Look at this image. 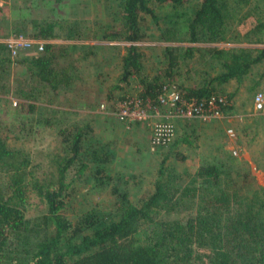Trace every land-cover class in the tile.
I'll list each match as a JSON object with an SVG mask.
<instances>
[{"label": "trees", "instance_id": "16d2710c", "mask_svg": "<svg viewBox=\"0 0 264 264\" xmlns=\"http://www.w3.org/2000/svg\"><path fill=\"white\" fill-rule=\"evenodd\" d=\"M233 1L101 0L103 17L110 20L107 24L104 19L57 23L35 12L32 15L47 5L44 0L36 4L31 0L33 7L15 0L12 16L0 7V26L7 27L4 35L0 32L2 38L14 34L84 40L46 42L41 50L33 46L13 58L0 41V94L11 93L8 81L15 70L13 93L18 102L11 107L13 124L0 121V264H264V186L254 187L248 161L240 160L225 144L210 152L194 172L187 166L182 172L168 161L180 141L194 146L197 135L188 132L193 129L190 119L179 120L181 129L176 125L177 137L165 146L169 151L151 192L140 202L132 200L127 189L120 192L114 185L117 198L111 211L89 209L73 218L68 215L71 169L77 176L86 175L87 181L100 172L101 177L95 178L102 184L112 179L103 143H94L88 124L71 120L73 103L89 97L84 71L93 64L94 49L102 47L85 41L130 42L121 56L115 84L94 88L103 97L95 100L94 96L89 103L98 105L100 100L99 105L104 103L111 110L123 90L138 89L141 95L156 99L164 85L175 83L185 97H225V102L218 103L226 116H233L239 113L235 95L225 93V85L234 80L240 87L250 79L248 88L253 91L263 83L264 75L252 72L259 65L264 67V47L161 45L162 65L150 73L144 61L146 49L135 43L150 37L164 42L241 41L234 26L251 12L235 23L241 3L248 0ZM258 21L243 40L263 42L259 34H263L264 20ZM148 48L158 50L154 45ZM194 57L206 65L197 68L200 74L188 66ZM187 78L193 86L185 87ZM253 123L258 127L252 120L242 130L249 133ZM47 130L58 138L49 154L19 145L22 135L34 138Z\"/></svg>", "mask_w": 264, "mask_h": 264}, {"label": "rangeland", "instance_id": "374dc122", "mask_svg": "<svg viewBox=\"0 0 264 264\" xmlns=\"http://www.w3.org/2000/svg\"><path fill=\"white\" fill-rule=\"evenodd\" d=\"M26 5L31 6V0H23ZM77 3L80 1V4L82 0H75ZM98 1V0H96ZM186 3H193L198 0H185ZM60 2V1H59ZM58 0H44L45 4H42L40 8H37L39 10H34L32 11V15L35 12L34 15H38L40 17H45L47 19H51V17L55 20L58 21V18H65V17H60L58 15L61 14V12L66 13V5L65 2H60ZM235 0L233 1V3ZM67 3V2H66ZM101 3V0H100ZM36 4V2H35ZM62 4V5H61ZM4 5V4H3ZM2 5V6H3ZM77 5V4H75ZM96 5V12L97 8L100 6V4H95ZM259 5V7L257 6ZM242 9L238 13H236L235 17V23L238 21L239 17H244V14L250 10L251 15H249L246 19H244L242 22L237 23L236 29L239 32V37L241 41H230V42H220V43H190L186 42L184 40H178V41H172V42H164L160 41L157 39H154L153 37L146 38L141 41H136V44H139L143 49H146V54L144 57V61L146 62L147 69L149 70L150 73H153L157 68L158 65H162V60L159 58V54L161 53L160 47L161 45H180V46H187V45H197V46H210V45H217L218 47H224L228 48L231 46H252V47H264V31L263 34H259V37L263 39V42H249L248 40H243L242 37L244 35L252 30L253 28H256L259 25L260 20H264V0H248L247 3H241ZM1 7V6H0ZM51 9H50V8ZM52 7H54V10H52ZM5 8V13L7 10V6H4ZM58 8H59V13H58ZM80 14L79 13H74V15H80L81 16V7H79ZM104 12V11H103ZM70 13H67V15ZM94 15V13L92 12ZM54 15V16H53ZM62 15V14H61ZM187 16V15H186ZM184 16V17H186ZM262 16V17H261ZM95 17V16H94ZM183 17V18H184ZM99 21H102L104 17H97ZM95 18V19H97ZM84 20V19H82ZM184 20V19H183ZM106 24L109 23L110 20H103ZM145 24H147V21H144ZM183 27V22L181 23V28ZM7 31V27L5 25L0 26V32L3 34ZM4 35V34H3ZM9 36V35H8ZM183 36V34L181 35ZM4 37V36H3ZM6 38V37H4ZM3 38V39H4ZM238 39V40H240ZM256 39V38H255ZM0 40H2V37L0 36ZM97 41H100L104 43L102 47H99L97 50H95V57L93 59L100 61L102 57L106 56V54L111 51V49H108V47H112L109 45L110 41H120V40H112V39H99ZM122 42H125L121 40ZM117 43V42H116ZM130 44V42H128ZM122 44V43H121ZM154 45L158 48L156 52H152L151 49L148 47ZM120 51L122 52L123 46H119ZM119 57L121 58L122 54H118ZM196 56H198V52L195 53ZM113 58L109 64H101V62H92L93 64L90 65L89 70H85V86L86 90L85 93H88L87 95L89 96L88 98L92 101L94 96H96V100L98 97H103V96H97L98 91L94 88H98L99 85L102 87H109V85L115 84L117 81V78L119 76V72L121 70V63H120V58ZM188 66L193 67L196 69V74H200L199 70L197 68H203L206 65L203 64H198V58L194 57L191 58L188 62ZM213 71V69H210ZM264 71L263 65H259L255 71L252 72L254 75H264L262 72ZM88 73V74H87ZM195 74V73H194ZM15 78H16V71L12 70V74L9 77V85L8 87H11V93L10 94H0V121H3L8 125L9 123L13 124V111L14 109L11 107H17V100L14 97L13 93V87L15 86ZM197 79V77L195 78ZM260 80L264 81V77ZM83 82V84H84ZM193 80H189L187 78V83L185 87H190L192 85ZM196 83L199 84V80L195 81ZM252 82V80L248 79L247 81L243 82L240 87L239 84L231 80L227 85H225V93H232L234 92V100L237 103V110L239 113H236L233 116H227L225 119H230L232 121H235L237 124L228 127L227 123L224 121L223 124H218L217 128L219 129L220 137L222 139L223 144L225 146H230V150L234 149V155H237L240 157V160L243 161H248L251 170H252V176H253V185L254 187L257 186H264V126H262V122L264 125V117L260 115H255L253 114V109L251 108V100L254 95V93L259 90V89H264V82L261 83L260 85L256 86L253 91L249 90V85ZM86 83L90 86L87 87ZM201 86V85H200ZM126 90H123L122 92L117 93L118 95H121L125 92ZM16 101V104L14 103ZM100 100H98V105ZM12 102V105H11ZM101 104L99 105V109L103 110L101 107ZM103 111H108V108L106 107L105 110ZM74 117L71 115V120ZM252 120L256 121V125L253 123L252 125L249 126V131L247 130L246 133L244 132L241 128L239 127L238 124H243L247 122L251 123ZM214 122V120H213ZM212 122V123H213ZM259 122V123H257ZM12 124L10 126H12ZM99 124L96 122L94 125ZM143 126V125H142ZM226 127V133L227 129L232 127L236 131V139L230 135V136H225L226 133L224 131ZM140 130H135L133 135L139 133ZM93 132H96V129L93 130ZM144 135H147V129L146 127H142V130L140 131ZM11 133V132H10ZM256 134L255 139L252 138L253 134ZM12 135L14 134V131L11 133ZM24 134V133H22ZM25 135V134H24ZM22 135V138L19 140V145H22L29 151H32L34 153L36 152H42V155L49 154L52 152V150L55 149V146L57 145V135L55 133H52V131L47 130L40 132L37 136L34 138L30 137L29 135L24 136ZM132 135V134H131ZM90 137H93L95 139L94 143L97 142H102L100 137H94L93 134L89 135ZM224 136V137H223ZM27 137V138H26ZM252 139V140H250ZM131 140V139H130ZM239 140V141H238ZM144 142V140H141ZM194 141V140H193ZM137 142V139H134L131 144L129 149H133L132 156L127 159L125 157H122L123 160L117 161L116 159H110L109 162H107V167L110 168L109 174L112 179L110 182H105L102 184L100 181H97L96 178H100L102 173H97L95 177H93L91 180L87 181L85 178L86 175L81 174V175H75L74 170L71 169V172H68L67 174V180L71 181L72 180V188L70 189V195L69 197V203H68V215L73 218V216L77 215L79 212L81 213L83 210H89V209H100L103 211L106 210H112L113 206L115 205V201L117 198V194L113 193V187L114 185H118L120 192L124 189H127L130 191L131 194V199L134 201H141L142 197L147 196L149 192H151V189L153 187V182L155 181V178L158 176V168L160 164L163 161V158L166 153H168V147L158 149L156 151H151L148 156H145L146 154V149H144V154L138 153L137 154V145L135 144ZM103 143V142H102ZM150 143V142H149ZM222 146V145H221ZM143 147L148 148L147 144H143ZM179 144L174 147V152L170 154L169 162L176 165L180 171H184L186 169L185 166H187L189 169V172H194L199 165L204 162V159L209 158V154L212 151H209L206 153L203 151V149H198L199 145L196 146V142L194 141V146L190 149V147H183L181 146L179 148ZM235 150L237 151L235 153ZM104 153H108L109 158L111 155L110 151H103ZM123 152V151H122ZM130 152V151H129ZM125 153V152H124ZM176 153H180L182 156L185 155L186 159H181L179 155H176ZM123 154V153H122ZM201 154V155H200ZM190 155V156H188ZM199 155V157H198ZM207 156V158H206ZM190 157V158H189ZM114 163V164H113ZM199 163V164H198ZM113 164V165H112ZM133 171V172H132ZM39 175L42 174V172L38 173ZM75 175V176H74ZM91 175V174H90ZM74 176V177H73ZM100 176V177H99ZM121 179V181H120ZM142 179V182L139 184L140 180ZM139 201V202H140ZM138 238V237H137Z\"/></svg>", "mask_w": 264, "mask_h": 264}, {"label": "built area", "instance_id": "2783aa9c", "mask_svg": "<svg viewBox=\"0 0 264 264\" xmlns=\"http://www.w3.org/2000/svg\"><path fill=\"white\" fill-rule=\"evenodd\" d=\"M5 3V0H0V6ZM0 41L7 44L11 50L12 58L20 51L33 46H38V49L41 50L47 42L46 39L42 38L14 34ZM141 91L143 93V90ZM120 96L121 99H118L114 107L109 109L107 113L115 115L118 120L125 124L127 129H131L137 123H143L150 130V151L164 148L177 137L176 125L179 120L197 119L211 122L227 118L219 105L220 102H225V97L213 95L202 100L185 97L175 83L164 85L156 99L141 95L138 89L127 90ZM14 103L16 104V101ZM100 107L103 110L106 109L104 103ZM251 108L253 114L264 117V89H259L254 93ZM227 132L229 136L232 135L235 138L236 131L234 128H228ZM232 150L234 153V149Z\"/></svg>", "mask_w": 264, "mask_h": 264}, {"label": "crops", "instance_id": "0c3cea01", "mask_svg": "<svg viewBox=\"0 0 264 264\" xmlns=\"http://www.w3.org/2000/svg\"><path fill=\"white\" fill-rule=\"evenodd\" d=\"M5 1H6V3L1 7L7 6V10H9L8 14L12 16V11H11L12 8L11 7H12V3L15 0H5ZM32 1L38 2V0L37 1L32 0ZM59 1L60 2H64V1L67 2V3L65 2V4H64V5H66V11L67 12L66 13L61 12L62 15L61 14L58 15L60 17H65V18H58V21H55L52 17H51V19L49 17L48 20L51 22L61 23V22H66L68 20H74V19L92 20V19H95L97 17L101 18L104 16L100 0H98V1H96V0H82L81 4H80V1H78V3H77L75 0H58V2ZM75 4H77V5H75ZM95 4H100V6L97 8V12L95 9L96 8ZM79 7H81V16L78 14L73 16L74 13L80 14ZM92 12L94 13V15L92 14ZM58 13H59V8H58ZM67 13H70V14L67 15ZM36 16H38V15H36ZM106 20L108 21L109 18H106ZM46 40H47V42H52V43H57V44H63V43L68 44V43H72L73 41H75V43H78L79 41H82V42L84 41V40H67V39L57 38V37L56 38H49ZM85 43H89L91 45H95V44L100 43V44L104 45V43L97 41V40H87V41H85ZM109 45L112 46V47H109V49H111V51H109V53L106 54L105 57L103 56L100 61H98L96 59L94 60L93 57H95V54H93L92 59L94 62H98V63L101 62V64H103V65L109 64L110 61L114 57L115 58L119 57L118 54H122V55L125 54V51H126L125 46L129 45V43L122 42V41H110ZM116 46H118V47H116ZM119 46H123L122 52L120 51ZM95 50H97V49H94V51ZM94 53H96V52H94ZM120 63H121V58H120ZM82 98H84V100H83L84 102L81 101V102L73 103L74 105L70 107V110L72 111V116L74 117L73 120L74 121L80 120V121H82V123L88 124L90 135L92 133L93 136L95 135L94 136L95 138L97 136L102 138L101 141L103 142V149L111 152L110 159L113 158V159H116L117 161L123 160L122 157L129 159L132 156L131 151L133 150V149L130 150L129 147H130L131 142L134 139H137V142L135 143L137 145V154L141 153V152L144 154L145 153L144 149L147 150L146 154H144L145 156H148L150 154V152H151L149 149L150 130L146 128L147 129V132H146L147 135H144L143 133H141L140 131L142 130V127L144 126L143 123H137V124L133 125L131 129H127L125 124L123 122H121L120 120H118L115 115L109 114L106 111L99 109V105H97V104L89 103V102H91V100L86 98V96H83ZM93 99H94V97H93ZM95 100H96V97H95ZM261 120H264V119H261ZM224 121L227 123L228 127L231 126L230 124H232V126L237 124L235 121H232L231 118L226 119V120L225 119L223 120V118L217 119V120H214V122L213 121L208 122V121H202V120H191L189 122H191V124L193 125V129H190L188 132L191 135H197V139L195 141L194 137L193 138H192V136H189V137H190V139L191 138L194 139V141L196 142V146L199 145L198 149H200V150L203 149V151L206 153L208 152V150L214 152V150H216L218 147H221V145L223 144L222 139L220 137L221 131L219 133V129L217 128V126L219 123L222 125H225V124H223ZM96 122H98L99 124L94 125ZM187 123H185V124H187ZM257 123H259V122H257ZM180 124H181V121L177 122L178 127L181 126ZM183 125H184V123H183ZM238 125L241 128L247 127L246 123H244V125L243 124L242 125L238 124ZM259 126H260V124H259ZM262 126H264L263 122H262ZM94 129H96V132H93ZM179 129H181V128L179 127ZM135 130H140V131H139V133L133 135ZM224 131L226 133V127H225ZM141 140H144V142ZM143 144H147L148 148L143 147ZM179 146L180 147L181 146L190 147V149H191L193 145L189 142H186V141H182V142L180 141ZM226 148L230 149V146L228 145V146H226ZM188 156H190V155H188ZM198 157H199V155H198ZM141 182H142V179L140 180L139 184Z\"/></svg>", "mask_w": 264, "mask_h": 264}]
</instances>
